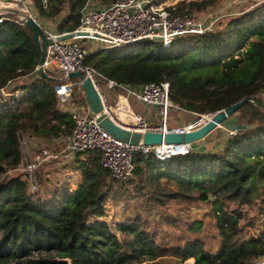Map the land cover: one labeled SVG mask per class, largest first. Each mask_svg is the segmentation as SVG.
<instances>
[{
    "label": "trees",
    "instance_id": "obj_1",
    "mask_svg": "<svg viewBox=\"0 0 264 264\" xmlns=\"http://www.w3.org/2000/svg\"><path fill=\"white\" fill-rule=\"evenodd\" d=\"M32 2L40 16L59 18L56 32L62 33L79 25L86 0H48L47 8L40 0ZM208 3L189 5L200 9ZM175 11L190 12L184 6ZM32 35L14 13L4 15L0 88L18 77L31 80L15 84L11 92L20 90L18 96L0 104V264H67L62 259L71 264H180L166 256L182 263L193 258L195 264H247L264 253V1L211 32L176 37L168 46L139 40L96 50L83 61L101 75V84L116 83L112 91L120 90L118 85L167 82L170 102L196 115L252 98L255 103H243L229 117L242 130H226L222 140L192 143L188 152L163 160L136 152L132 176L122 182L100 165L98 151L77 153L69 165L78 179L68 178L45 193L39 192L44 178L38 168L39 188L33 193L26 173L14 172L23 162L20 136L46 142L70 133L72 120L53 86L77 85L80 79L47 69L48 78L40 77L35 71L40 51ZM75 88L70 102L87 107L83 89ZM257 199L263 207L262 227L253 235L241 224L242 207ZM131 200H138V213L110 224L107 205ZM171 203L212 205L219 237L215 251L200 239L173 246L157 243L142 215L160 214ZM200 228V221L189 226L191 232Z\"/></svg>",
    "mask_w": 264,
    "mask_h": 264
},
{
    "label": "built area",
    "instance_id": "obj_2",
    "mask_svg": "<svg viewBox=\"0 0 264 264\" xmlns=\"http://www.w3.org/2000/svg\"><path fill=\"white\" fill-rule=\"evenodd\" d=\"M40 1L42 6L47 8L48 0ZM26 6L24 0H0V23L8 13H14L18 21L24 22L27 16L36 20ZM215 29L213 21L206 23L193 13H178L175 11V6L168 4L166 0H111L104 5H96L95 0H86L80 10L79 25L71 31L74 33L72 38L57 40L58 35L67 32L44 31L48 43L42 66L44 70L59 72L66 77L70 72L83 73L99 92L103 102V112L125 128L140 132L164 133L173 130H191L204 124L212 114H200L181 127H170L169 111L173 107L178 110V107L169 100L167 82H150L138 86L118 85L121 93L114 106H109L98 86L101 75L93 68L85 66L83 61L90 53L100 49L110 50L139 40L156 41L168 46L176 37L201 35ZM88 40L97 41L98 44L89 46ZM17 79L8 81L5 88H0V104L9 96H13V99L18 96L20 90L11 92ZM74 85L75 83L72 82H62L53 86L60 106L69 113L73 123L70 133L57 138L62 145V155L46 147H42L37 155L23 152V171L26 173L30 192H36L39 188L36 175L38 166L43 161H52L60 155L64 160H68L74 154L96 150L100 153V165L107 169L115 180L122 182L132 176L133 156L136 152L154 154L158 159L163 160L170 155L183 154L191 149V144L178 145L175 148L165 144L131 145L112 137L99 126L88 107L70 102ZM106 85L111 88L116 83L108 80ZM132 97L143 104L145 115L131 108L129 101ZM23 143L20 136L21 147ZM186 261L187 264H195L193 258ZM249 264H264V253L252 259Z\"/></svg>",
    "mask_w": 264,
    "mask_h": 264
},
{
    "label": "rangeland",
    "instance_id": "obj_3",
    "mask_svg": "<svg viewBox=\"0 0 264 264\" xmlns=\"http://www.w3.org/2000/svg\"><path fill=\"white\" fill-rule=\"evenodd\" d=\"M24 1L28 5L26 7L28 8L29 13L36 19L43 32L45 30L56 31V25L59 21V18L50 19L42 17L38 14L37 10L33 8L32 0ZM109 1L111 0H95V3L96 5H104ZM166 1L168 4H173L175 9L180 6H184L190 10L189 13L195 14L200 20L206 23L213 21L215 27L219 28L226 22L228 18L248 11L262 3L264 0H206L209 1V3L200 9L190 8L189 3L202 2L203 0ZM87 44L89 46H93L94 44H98V42L94 40H88ZM52 74H56V76L61 75L59 72H52ZM30 80L31 78L29 76L21 77L15 81V84L22 86L30 82ZM15 84H13V86ZM98 86L106 104L109 106H114L118 95L121 93V90L116 89L112 91L109 87H107L106 84H101V82H98ZM73 88H75V91L79 90V81L77 85L73 86ZM129 103L131 108L135 111L138 110L141 112L144 108L143 104L133 97L130 99ZM196 117V114L176 110L175 107H173L169 111L168 125L170 127L178 128L183 126V124L194 120ZM209 134V140H222V137H224L223 134H226V129L222 126H218ZM21 140L24 142L21 147L24 154L27 153L37 155L39 154V150L42 147H46L52 152L61 154L62 145L57 139L46 142H37L36 140L29 138L27 134H21ZM61 155L52 161H43L38 166V170L42 172L44 178V184L40 186L39 192H49L55 184L64 182V180L68 178H75L76 180L78 179V171L72 169L69 165L76 154L72 155V157H70L68 160L61 158ZM23 166L24 165L22 162V165H20V167L14 172L23 171ZM14 172L12 171L11 173ZM138 204V200L109 203L107 205L108 221L110 224L115 225L120 220H123L126 216L137 214L139 211ZM211 208L212 205L210 203H198L191 205L189 208L181 207L179 204L171 203L170 207L163 208V212L160 214H151L149 216H145V214H143L142 216L146 220L148 229L155 233V239L157 243L162 246L182 245L187 241L200 239L204 242L207 249L215 251L219 245V237L215 228L214 219L210 213ZM242 209L244 212L241 224L244 225V229L248 233L257 235L259 233L258 231L262 227L261 223L263 207L261 206V201L257 199L254 205L243 206ZM192 221H200L201 228L191 232L189 230V226ZM249 221L252 222V224H248ZM164 258L167 260H177L180 264H187V261L182 263L180 260L171 256H166ZM152 261L153 260H149L147 262L150 263ZM249 262L247 264H249Z\"/></svg>",
    "mask_w": 264,
    "mask_h": 264
},
{
    "label": "water",
    "instance_id": "obj_4",
    "mask_svg": "<svg viewBox=\"0 0 264 264\" xmlns=\"http://www.w3.org/2000/svg\"><path fill=\"white\" fill-rule=\"evenodd\" d=\"M24 23L32 30V38L40 51V57L37 65V74L40 77L48 78L44 68L43 62L45 59V50L48 40L46 39L44 32L40 25L31 16H27ZM73 32H67L60 34L56 38L57 40H64L72 38ZM69 77H75L80 79V86L83 89L86 105L95 116L96 122L99 126L105 130L112 137L131 145L139 143L145 145H170L175 148L178 145L192 144L205 138L212 130L218 126H222L229 131H238L244 128L243 125L237 124L236 118H231L233 114L243 103L253 102L252 98H244L239 102L233 104L229 108L220 110L214 114L201 126L191 130H173L170 132L160 131H145L140 132L138 130H130L117 123H115L105 112H103V102L101 96L92 81L84 76L80 71L70 72ZM200 118V116H199ZM61 261L71 264L70 259H62Z\"/></svg>",
    "mask_w": 264,
    "mask_h": 264
},
{
    "label": "crops",
    "instance_id": "obj_5",
    "mask_svg": "<svg viewBox=\"0 0 264 264\" xmlns=\"http://www.w3.org/2000/svg\"><path fill=\"white\" fill-rule=\"evenodd\" d=\"M27 5V4H26ZM28 6V5H27ZM260 96H261V98L264 100V92H262L261 94H260ZM137 112H139V113H141V114H144L145 115V113H146V111H145V108H143L142 109V111L140 112V111H138V110H136ZM155 121H157V118H156V120ZM174 128V127H173ZM209 135L210 134H208L205 138H203L202 140H200V141H197L196 142V144H198V145H200V146H203V145H207L211 140H209ZM209 140V141H208Z\"/></svg>",
    "mask_w": 264,
    "mask_h": 264
}]
</instances>
